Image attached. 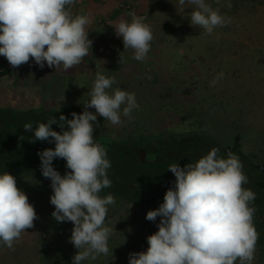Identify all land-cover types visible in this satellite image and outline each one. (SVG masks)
<instances>
[{
	"label": "clouds",
	"instance_id": "1",
	"mask_svg": "<svg viewBox=\"0 0 264 264\" xmlns=\"http://www.w3.org/2000/svg\"><path fill=\"white\" fill-rule=\"evenodd\" d=\"M180 6H194L190 24L211 35L227 26L230 17L221 14L206 0H178ZM76 0H0V56L13 68L29 63L30 58L43 68L65 71L82 63L92 50L88 28L91 13H73ZM219 5L221 0H215ZM226 6L231 8L228 0ZM131 20L120 19L112 25L115 35L122 37L124 50L143 62L151 51L154 39L146 17L129 13ZM122 53V52H121ZM120 53L119 63L123 62ZM224 76L217 74L210 81L215 86ZM115 77L97 71L84 110L73 112L72 119L60 115L47 123L23 125L32 132L30 142L55 144L38 152L44 178L51 181L52 217L58 222H71L69 242L78 250L72 264L96 260L111 251L108 241L113 228L106 223L109 206L116 203L112 194L101 196L111 187L107 170L111 162L105 147L95 140L97 117L112 125L132 119L140 106L134 93L113 88ZM94 109L95 111H89ZM57 124L61 131H55ZM24 139L23 135L20 137ZM57 158L66 161L61 175L54 167ZM168 170L175 176L163 203L146 214L148 221H160L158 231L147 237L146 251L130 253L129 264H253L259 233L254 226L256 194L244 188L248 178L239 157L228 152L219 155L213 147L194 163L183 167L173 163ZM39 217L26 193L17 186L9 172L0 174V244L14 251L22 234L34 227ZM118 222V221H117Z\"/></svg>",
	"mask_w": 264,
	"mask_h": 264
},
{
	"label": "rangeland",
	"instance_id": "2",
	"mask_svg": "<svg viewBox=\"0 0 264 264\" xmlns=\"http://www.w3.org/2000/svg\"><path fill=\"white\" fill-rule=\"evenodd\" d=\"M119 1L85 0L72 6L74 14L81 11L91 13L92 24L88 31L89 39L93 41L92 49L96 42L109 41L112 34L116 36L112 25L120 19L130 21L126 14L123 17V11L117 9ZM125 1L130 2L137 12L145 14L146 22L152 28L154 39L149 54L156 55L158 60L154 62L153 59L152 63L156 64L160 74H141L133 70L140 61L132 58V51L121 50L116 43L98 48L95 64L83 60L85 63L67 71L49 68L46 64L40 68L31 58L29 63L13 68L5 59L0 64V118L8 113L7 110L21 112L39 109L40 105L49 110H72V107L84 110L83 104L89 99L88 92L95 74L101 71L108 77H115L117 83L113 88L119 87L134 93L140 106L133 111L131 120L122 118L123 123L120 125H112L102 117H97L102 138L111 141L125 139L127 132L133 130H139L140 135L152 138L157 131H163L162 128L173 126L177 133L188 131L190 127L187 120L181 122L179 117L189 114L190 108L196 105L197 96L198 101L201 97L207 98L206 102H202L204 113L200 116L206 127L198 131L203 134L215 133L213 136L219 141L222 140L218 137L221 132H230V135L238 132L240 149L245 152L251 150L254 143L264 137V4L249 2L239 5L233 13L230 11L231 22L227 26L219 27L208 35L190 24V13L194 6L187 3L180 6L178 0ZM206 2L213 8L219 7L221 14L226 15L223 0L219 5L215 0ZM120 53L122 63H119ZM148 61L149 58L146 59ZM145 70L149 71V67ZM220 72L224 73L223 78L215 86H210V81ZM203 84L206 85L204 91L198 89L189 94L191 88L203 87ZM180 89L188 90L182 96ZM209 104L213 108L211 111L206 106ZM197 112L201 115L200 110ZM189 118L191 122L197 119L192 115ZM40 119L41 123H45L44 116ZM27 148L28 158L34 148L31 145ZM19 157L25 161V153ZM24 164L20 166L24 167ZM135 173L134 179H130L134 186L140 187L151 178L154 184L161 180L154 169H140ZM12 175L16 177L17 186L28 196L39 218L34 221V227L23 233L14 244V251L0 244V264L45 262L43 258H48L49 253L53 254L51 248L56 251L67 245L68 239L62 230L66 225L52 217L54 206L48 198L50 193L36 190L37 186L30 183L35 178L33 174L18 172ZM249 177L248 183L243 185L247 189ZM25 179H30L28 185L19 183ZM42 181L51 184L49 179L43 178ZM173 183L171 179L158 182V185L164 188ZM139 193L138 190L133 191V194ZM253 204L257 207L255 202ZM258 212L263 217L264 207ZM260 227L264 231L262 223ZM65 231L68 232V228Z\"/></svg>",
	"mask_w": 264,
	"mask_h": 264
},
{
	"label": "trees",
	"instance_id": "3",
	"mask_svg": "<svg viewBox=\"0 0 264 264\" xmlns=\"http://www.w3.org/2000/svg\"><path fill=\"white\" fill-rule=\"evenodd\" d=\"M230 1L232 5L231 8H228L226 6L228 0H223L222 3L223 9L226 12V17H231V13H233L234 10L239 7V5L248 4L249 2L264 4V0ZM108 14L110 15V13ZM122 15L123 17H125V14ZM112 43L119 44V48L121 50H124L122 38L113 36L112 34L111 40L96 42L93 47L94 50L92 49L91 52L89 51V54L83 60H85V62L86 60H88L91 64H95V57L97 55L98 48H104L105 46ZM148 55L149 57L147 58H149V61L146 62L145 60L138 63L136 67L133 68V70H136L139 73L141 72V74H144L145 72H158L156 64L152 63L153 59L154 62H157L158 59L156 55L153 56L149 53ZM5 59V57L0 56V64H2ZM85 62H82L80 65ZM147 67H149V71L145 70ZM204 86L206 85L203 84V87L194 86L193 88H191L192 91H189V94L198 89L204 91ZM187 90L188 89H180L182 96L186 94ZM206 91L209 90L206 88ZM198 99L199 98L196 96V105L190 108L191 111H189L188 115H181L179 117L181 122L187 120V125L188 127H190L188 131L183 130L182 132L177 133L175 132V128L173 126L170 128H162L161 130L163 131H157V134L152 135V138H148L140 135L138 133L139 130H133L127 132V138L125 139L119 138L113 141L108 140V144L103 142V146L107 151V158L111 162V167L107 170V172L109 179L112 181V185L111 187L102 190L100 195L106 196L108 194H112L116 200V203L114 205L109 206L106 217V223L113 228L112 235L110 236L108 241V246L111 251L107 256L101 255L94 261L86 260L83 261L82 264H110L112 261H114L113 264H129L130 253L146 251L148 248L147 237L158 231L157 225L160 221L159 217H157L155 222L148 221L146 219V214L149 210L157 209L159 205L163 203V198L167 189L173 186L170 185L164 188L159 187L158 182L163 183L164 181H168L171 179L175 181V176L168 170L171 164L179 163L180 166L183 167L187 163H194L199 158L206 155L213 147L219 149V155L222 157H226L228 152H232L237 155L243 164L244 174L246 176H250V184L248 189H251L256 194L254 202L256 203L257 207H255L254 204H252V207L256 209L254 215V226L259 233L253 264H264V231L261 229V221L257 217L259 213L258 211L262 208V206L264 207V137L262 139L260 138L259 142L254 143L253 146L256 148L252 147L251 150L247 152L240 149L239 142L234 145V150L229 151L227 146L235 140L236 133H231L230 135V132H221L218 137L222 140L219 141L217 137L212 136L215 133L209 134L207 137L204 136L202 132L201 134L200 131H198L199 129H203V127H206L204 125L205 123L203 118L200 116H202V114L204 113L203 103L206 102L205 100L207 98L201 97L200 101H198ZM213 102L214 104L216 103L215 101ZM206 106L209 107L210 111L213 109L211 104ZM197 110L201 111V115L197 112ZM10 111L13 114H11L12 117L11 115H1L0 118L3 122L2 124H0V174H3L6 171L10 174H16L18 172H30L35 175V178L32 179L33 181H31L30 183L37 186V191L43 190L46 193H50L48 197L50 198V196L52 195L50 184L47 181L40 182V180L44 177L41 173V161L40 157L38 156V152L43 151L47 148H54L55 144L54 142L49 143L48 141H36L35 143H28V133L24 131L23 125L25 123H32L33 128H35L39 123H41V116L45 117V123H47L48 120L54 116L58 120L60 115H64L68 119H72L71 114L74 111L71 110V108L63 110L41 109L35 110L32 113L23 111ZM187 113L188 112H186V114ZM226 114L229 115L228 113ZM191 115L192 117H196L197 119L191 122V118H189ZM18 118L23 120L20 121L18 120ZM26 118H28L29 120ZM98 126L96 127V130ZM52 128L55 131H61L60 127L57 124H53ZM96 130L94 131V135L97 133ZM164 131L168 133H164ZM237 134L239 133L237 132ZM22 135L24 137L23 140L20 139ZM33 135L34 134H32V136ZM203 138H207V140ZM214 139L216 141H214ZM103 140H107V138L105 137L103 138ZM202 140H206L207 143H203ZM171 143H174L176 146H181L183 148V151L178 154L177 158H171L167 160L164 157L163 159L152 160L144 165L136 161L137 155L133 146L141 144V146L151 151L153 147L159 149L164 145H171ZM198 144H203V146H198ZM213 144H215V146H213ZM28 145H31L32 148H34V151H32V153L30 154L31 156L27 158ZM177 148L178 147H176V149ZM23 153H25V161L22 160L23 158L20 159L19 157ZM22 163H26L24 164V167L20 166ZM28 165H31L32 169L27 167ZM53 167L61 175H64L66 171H69L66 168V161L60 158H57L53 161ZM140 169L148 171L154 169L159 173V178L161 180H158L154 184V179L151 178L147 179V182H143L142 186L140 187L129 186V183H133L130 180L131 178L134 179L135 176H133V174L135 173V171H140ZM44 179L47 180L46 178ZM29 180L30 179H25V181H21L19 183L28 185ZM134 190H138L140 193L133 194ZM138 221L140 222V224H138ZM63 223L66 225L64 228H62V230H64V234L68 239L67 245L63 248L60 247L59 250L56 251L51 248L50 250H52L53 254L47 252L49 253V256L47 255L48 258H46L45 256V258H43L45 262H40L39 264H72V257L78 251L73 246V244L69 242L73 224L71 222ZM67 228L68 232L65 231Z\"/></svg>",
	"mask_w": 264,
	"mask_h": 264
},
{
	"label": "flooded vegetation",
	"instance_id": "4",
	"mask_svg": "<svg viewBox=\"0 0 264 264\" xmlns=\"http://www.w3.org/2000/svg\"><path fill=\"white\" fill-rule=\"evenodd\" d=\"M41 109H46V108H44L43 106H41L40 105V107H39V109H36V108H32V109H28V110H23V112H27V113H32L33 111H35V110H41ZM72 110L75 112V113H77V114H80V113H82L83 112V109L81 108V107H72ZM2 112V110H0V113ZM8 112V113H7ZM6 113L7 114H5V115H3V116H9V115H11L12 114V112L10 111V110H7L6 111ZM99 120L97 119V122H98ZM3 122H2V120L0 119V124H2ZM95 130H96V127H95ZM94 130V131H95ZM96 134H95V137H96V141L98 142V143H100V144H102L103 145V142L104 143H109V141L108 140H103V138H102V136H100V129H99V126H98V128H97V130H96ZM26 133H28V143H31L30 142V139H31V137H32V132H26ZM32 133V134H31ZM208 135L209 134H204V136H207L208 137ZM213 136V135H212ZM239 134H237L236 133V135H235V140L234 141H232L230 144H228V150L229 151H232V150H234V145L239 141ZM211 137V136H210ZM203 139H206L207 140V138H203ZM206 140H202V142L203 143H207V141ZM214 141H216L215 139H214ZM198 146H203V144L202 145H200V144H198ZM213 146H215V144H213ZM135 149V153H136V161L138 162V163H140V164H146L147 162H150V161H152V160H156V159H163L164 157L167 159V160H169V159H171V158H177L178 157V154H180L182 151H183V148L181 147V146H176L174 143H171V145H164L162 148H156V147H153L152 149H151V151L150 150H148V149H146V148H144L143 146H141V144L140 145H136V146H133ZM176 147H178L177 149H176ZM39 150H40V148H39ZM27 167H29V168H31L32 169V166L31 165H28ZM32 172V171H31ZM29 174H32V173H30V172H28ZM35 176V175H34Z\"/></svg>",
	"mask_w": 264,
	"mask_h": 264
},
{
	"label": "built area",
	"instance_id": "5",
	"mask_svg": "<svg viewBox=\"0 0 264 264\" xmlns=\"http://www.w3.org/2000/svg\"><path fill=\"white\" fill-rule=\"evenodd\" d=\"M83 1H85V0H76L77 3H81V2H83ZM118 8H119L121 11H123L124 14H126L127 17H128L130 20H131V17L129 16V13H131V12H135L137 15H141V16L146 17L145 14H143V13H141V12H137V11L133 8V6L131 5V3L128 2V1H125V0H121V1H119V3L117 4V9H118ZM124 10H125V11H124Z\"/></svg>",
	"mask_w": 264,
	"mask_h": 264
},
{
	"label": "water",
	"instance_id": "6",
	"mask_svg": "<svg viewBox=\"0 0 264 264\" xmlns=\"http://www.w3.org/2000/svg\"><path fill=\"white\" fill-rule=\"evenodd\" d=\"M129 186H134V185H132V184H128ZM258 218H259V220L261 221V223L264 225V216L262 217V216H260V215H258Z\"/></svg>",
	"mask_w": 264,
	"mask_h": 264
}]
</instances>
